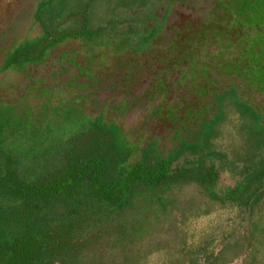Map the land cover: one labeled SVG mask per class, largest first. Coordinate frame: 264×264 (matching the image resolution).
Listing matches in <instances>:
<instances>
[{"label": "trees", "instance_id": "16d2710c", "mask_svg": "<svg viewBox=\"0 0 264 264\" xmlns=\"http://www.w3.org/2000/svg\"><path fill=\"white\" fill-rule=\"evenodd\" d=\"M93 1L63 0L62 5L78 4L68 14L77 28L48 38L45 33H52L57 23L38 22L36 15L45 12L38 0L31 14L36 33L18 40L27 41L23 47L3 51L0 71H22L67 37L90 39L105 29L103 23L90 26ZM148 1L113 0L122 4L106 14L119 16L125 8L134 15ZM213 17H223L225 24L214 28L212 38L236 42L239 48L227 74L264 85V0H214ZM123 25L118 18L114 27ZM147 43L145 38L135 49ZM213 95L216 102L223 96L225 116L216 103L213 114L195 127L197 141L178 140L166 156L152 141L137 146L125 139L102 113L91 117L75 107L62 108L63 99L53 115L42 108L18 115L0 104V264H150L155 258L177 264L188 254L183 228L206 212L184 198L179 188L185 182H194L212 201L237 205L241 211L236 220L245 232L249 225L263 223V215L258 223L252 219L260 210L264 182L253 176L248 162L238 171L229 167L233 147L229 150L224 138L240 119L244 125L249 122L252 108L233 89ZM58 128L66 130L54 135ZM221 141L227 142L225 149L218 148ZM246 149L240 146L239 153L249 156ZM223 169L236 177L244 173L237 177L239 192L236 185L216 189ZM246 247L242 245L237 260L246 255Z\"/></svg>", "mask_w": 264, "mask_h": 264}, {"label": "rangeland", "instance_id": "374dc122", "mask_svg": "<svg viewBox=\"0 0 264 264\" xmlns=\"http://www.w3.org/2000/svg\"><path fill=\"white\" fill-rule=\"evenodd\" d=\"M37 1L0 0V64L6 48L23 47L27 41L18 40L36 33L31 14ZM62 1L40 0L45 12L36 15L38 22L57 23L52 33H45L48 38L77 28L75 17L68 14L76 12L78 4L62 5ZM112 1H93L90 26H105L93 38L67 37L22 71H0V104L18 115L40 108L53 115L54 106L63 99L62 108L75 107L91 117L102 113L105 121L119 126L125 139L137 146L152 141L157 152L166 156L180 140L197 141L195 131L217 105L224 117L223 96L216 102L213 94L233 89L252 112L248 123L240 119L237 128L224 132L229 150L233 147L229 167L238 171L248 162L253 176L264 182V85L227 74L239 48L236 42L212 38L214 28L225 24L223 17H213L214 0H155L157 4L151 0L137 14L123 8L119 16H109V8L122 4ZM118 18L124 23L119 28L114 27ZM145 38L147 45L136 50ZM64 130L55 129L54 135ZM221 142L218 148L225 149L227 142ZM240 146L247 147L250 155L242 156ZM237 177L228 169L221 170L216 189L236 185L239 192ZM179 190L206 212L201 211L183 228L188 254L177 264H264V218L245 232L236 220L241 211L237 205L212 201L194 182H185ZM258 208L252 219L255 223L264 216V197ZM244 244L246 255L237 260ZM160 262L155 258L150 264Z\"/></svg>", "mask_w": 264, "mask_h": 264}, {"label": "crops", "instance_id": "0c3cea01", "mask_svg": "<svg viewBox=\"0 0 264 264\" xmlns=\"http://www.w3.org/2000/svg\"><path fill=\"white\" fill-rule=\"evenodd\" d=\"M230 231H233V230H230ZM244 239H245V238H244ZM244 239H243V240H244ZM239 252H240V251H239ZM239 252L237 253V255L239 254Z\"/></svg>", "mask_w": 264, "mask_h": 264}]
</instances>
